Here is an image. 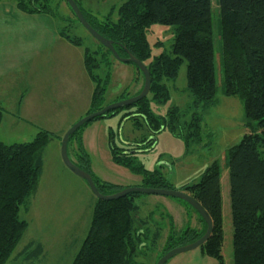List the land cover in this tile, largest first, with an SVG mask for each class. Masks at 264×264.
I'll use <instances>...</instances> for the list:
<instances>
[{
  "label": "trees",
  "instance_id": "16d2710c",
  "mask_svg": "<svg viewBox=\"0 0 264 264\" xmlns=\"http://www.w3.org/2000/svg\"><path fill=\"white\" fill-rule=\"evenodd\" d=\"M74 1L90 26L104 38L112 40L120 58L129 53L145 63L150 55L145 37L149 25L158 23L173 27L170 51L160 53L146 64L151 83L149 93L156 102L167 100L166 82L177 77L178 68L185 61L186 90L190 101L183 109L170 107L164 118L152 113L146 96L126 107L128 110L123 117L134 121L143 118L151 135L168 128L173 135L183 139L186 149L202 143V114L217 104L211 0H122L117 20H113L110 14L104 18L94 16L83 9L78 0ZM42 2L16 0V5L25 13L50 15ZM218 11L223 94L238 96L246 118L255 124H249V132L226 151L233 227L232 262L264 264V0H218ZM59 34L72 44L83 43L79 37L71 38L63 29ZM100 49L103 52L98 61L96 52L88 47L83 49L86 72L94 85L89 113L100 110L105 90L98 69L109 63L105 55L115 59L110 50L101 45ZM109 75L106 71L104 83ZM116 111L100 117L112 116ZM2 114L0 105V120ZM136 123L139 125V121ZM36 133L28 142L5 144L0 140V264H4L15 250L27 226L20 218L19 210L37 191L43 168L41 155L54 138L53 133L46 130ZM77 134L70 136L67 142V150L73 138L77 143L74 164L92 176L102 195L122 190L123 187L91 174L89 156ZM153 142V138H143L133 142L136 146L127 144L119 148L113 144L110 146L111 159L134 175H140L144 183L141 186L172 189L173 185L161 170L146 171L141 164L134 163V151L144 150ZM219 180L218 163L214 161L198 181L184 184L179 190L198 201L212 218L213 230L200 249L215 258L218 264H224L220 251L223 228ZM136 195L127 194L115 200L97 199L86 236L71 264H138L136 257L157 247L163 227L150 229L148 216L135 220L138 211ZM167 229L169 236L162 251L197 241L207 228L205 225L201 231L189 228L178 231L170 222Z\"/></svg>",
  "mask_w": 264,
  "mask_h": 264
},
{
  "label": "rangeland",
  "instance_id": "374dc122",
  "mask_svg": "<svg viewBox=\"0 0 264 264\" xmlns=\"http://www.w3.org/2000/svg\"><path fill=\"white\" fill-rule=\"evenodd\" d=\"M78 1L83 9L94 16L104 18L110 14L113 20H117V10L122 2V0ZM42 3L52 14L50 15L54 18L59 31L63 29L71 38L79 37L83 43L75 45L64 40L69 43L68 49H65L66 58L64 60L67 68L62 64H57L56 61L49 72L41 75V82L39 80L33 83V78L31 80L26 76L23 81L38 90L39 85L44 84L43 80L48 78L51 83L54 77L57 83H64L66 79L77 87L78 94L76 102H68L66 105H38L36 107L31 105L36 101H31L29 105L21 106L20 109L11 107L10 104L2 106L0 140L3 143L31 141L38 130H46L54 135L41 155L43 168L37 191L27 198L26 203L19 210L20 218L26 221L27 226L16 244L15 250L4 264H71L86 236L91 223L93 207L97 202L85 180L77 177L64 166L60 155V141L67 129L78 119L86 116L91 109L84 97L89 85L91 87L93 85L83 62V49L88 47L90 51L96 52V61L102 58L101 52L103 51L100 49L101 44L93 39L74 17L65 0H44ZM38 4L41 5L39 2ZM211 12L215 46L217 104L202 114V143L197 146L193 144L186 149L183 139L173 135L168 128L161 129L158 133L151 135L143 118L134 121L123 117L128 110L126 107L118 109L112 116L90 121L77 130L76 137L79 136L83 150L89 156L91 174L93 173L102 181L119 185L123 189L138 187L144 183L140 175H134L128 168L113 163L110 153V146L113 144L123 148L124 145L140 141L143 138H153V144L145 148L146 150H137L136 153H133L134 163L141 164L146 171L161 170L167 181L176 190H179L184 184H193L198 181L205 169L212 162L217 161L220 171L223 228V243L220 251L222 262L233 264V227L226 151L229 147L238 144L243 135L249 132V124L253 125L254 121L246 118L243 103L238 96L223 94L222 70L219 64L222 46L219 39L218 0H211ZM173 30V27L168 25L164 26L158 23L149 25L145 37L148 48H150V55L146 59L145 65L153 61L154 57L160 53L170 51L174 37ZM51 47L59 49L60 52L63 48L61 44H52ZM105 56L109 63L101 65L98 69L105 88L101 107L134 97L136 92L141 89V85H144L142 83L143 74L136 69L133 63H124L113 59L110 55ZM40 60L42 64L43 59ZM106 71L110 75L104 83ZM186 71V62L184 61L178 68L177 77L166 82L169 93L167 100L156 102L152 99V95L147 93L150 109L156 117L165 118L170 107L176 106L183 109L190 101L189 92L186 90ZM25 112L29 115H23ZM136 121H139V125ZM76 148L77 143L73 138L67 150V155L73 162L76 161ZM135 204L138 206L135 220L148 216L150 229L155 226L163 227L157 247L146 250L145 255L136 257L138 264H154L159 257L164 255L166 251H162V248L169 236L167 227L170 222L175 224L178 231L185 230V228L198 231L204 229L205 224L198 213L173 197L138 193ZM164 264H218V262L215 258L208 256L200 247H197L176 254Z\"/></svg>",
  "mask_w": 264,
  "mask_h": 264
},
{
  "label": "crops",
  "instance_id": "0c3cea01",
  "mask_svg": "<svg viewBox=\"0 0 264 264\" xmlns=\"http://www.w3.org/2000/svg\"><path fill=\"white\" fill-rule=\"evenodd\" d=\"M64 40L66 39L60 36L51 15L41 12L25 13L18 9L16 0H0L1 106L10 104L11 107L20 109L21 106L29 105L31 101H36L35 104H31L36 107L38 105H66L68 102H76L77 87L66 79L64 83H57L54 77L51 83L50 78H48L43 80L42 83L44 84H40L38 90L28 86L23 81L24 76H26L31 80L33 78V83L39 80L41 82V75L49 72L56 61L57 64H62L67 68L64 64L65 49H68L70 42L66 40L69 42L66 43ZM52 44H61L62 51L52 48ZM39 58L43 59L42 64ZM93 89L94 85L93 87L89 85L86 96L83 95L89 105L92 100ZM23 115L29 114L25 112Z\"/></svg>",
  "mask_w": 264,
  "mask_h": 264
},
{
  "label": "water",
  "instance_id": "95a60500",
  "mask_svg": "<svg viewBox=\"0 0 264 264\" xmlns=\"http://www.w3.org/2000/svg\"><path fill=\"white\" fill-rule=\"evenodd\" d=\"M65 1H66L67 5L70 7L74 16L77 18L80 25L88 31V33L91 35V37L93 39L98 41L107 50H110L113 57L117 61H120V62L122 61L124 63H131V64L133 63L143 73L144 85H143L141 91L138 94L134 95V97L125 98V99H122L120 101L112 102L109 105L101 107L100 110H98V111L90 112L86 116L78 119V121L75 124L70 126L67 129L66 133L62 136L61 141H60V144H61L60 145V155L62 158V162H63L64 166L69 168L70 171L74 175H76L77 177H81L85 180L87 187L90 189L91 193L94 195V197L96 199L103 200V201L104 200H115L117 198L127 196V194L142 193V194H148V195L149 194H155V195H160V196L163 195V196H168L171 198L172 197L177 198L183 202H186L189 206H191L194 209V211L197 212L198 215L202 218L207 229H206L205 233L197 239V241L192 242V243H187L186 245H182V246H176L175 248H172V249L164 252V255L161 256L154 263V264H164L168 259L172 258L176 254L184 253L186 251L196 249L197 247H200L202 244H204L207 241L208 237L211 235V232L213 230L212 218L209 216L208 213H206V211L199 204L198 201L194 200L192 197L187 195L185 192H182L180 190H176L174 188L167 189V188H162V187L161 188H153V187H144V186L126 187L125 189L119 190V191L115 192L114 194L102 195L99 192L98 188H96V185L93 181L92 176H90V174L87 173L86 171H84L81 167L79 168L78 166H76L74 164V162L72 161V159L69 157V155H67V144H68L67 142H68L70 136H72L74 133H76L80 127L88 124L90 121L94 120L97 117L105 116L107 113L112 112V110H118V109H123V107H129V106L133 105L134 103L144 99L148 95L147 93L149 92L151 83H150L149 71L147 70L146 65L142 61L138 60L136 57H134L133 55H131L129 53H127L126 57L120 58L118 53H117V50H115L113 47L112 40L104 38L98 32H96L94 30V28H92L90 26V24L87 22L86 18L83 17L82 12H81L79 6H77V4L75 3V1L74 0H65ZM129 144L131 146H136L133 143H129ZM136 151H134V152H136ZM138 151H140V150H138Z\"/></svg>",
  "mask_w": 264,
  "mask_h": 264
},
{
  "label": "bare ground",
  "instance_id": "6f19581e",
  "mask_svg": "<svg viewBox=\"0 0 264 264\" xmlns=\"http://www.w3.org/2000/svg\"><path fill=\"white\" fill-rule=\"evenodd\" d=\"M95 30V29H94ZM102 36V35H101ZM141 72V71H140ZM143 74V73H142ZM143 81H144V76H143ZM68 145V144H67ZM186 193V192H185ZM187 194V193H186ZM188 195V194H187ZM190 196V195H189ZM191 197V196H190Z\"/></svg>",
  "mask_w": 264,
  "mask_h": 264
}]
</instances>
